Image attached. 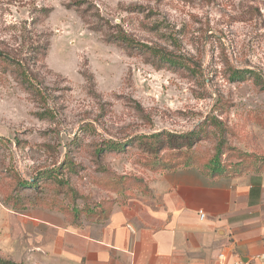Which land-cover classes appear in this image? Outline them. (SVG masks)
<instances>
[{
	"label": "rangeland",
	"instance_id": "1",
	"mask_svg": "<svg viewBox=\"0 0 264 264\" xmlns=\"http://www.w3.org/2000/svg\"><path fill=\"white\" fill-rule=\"evenodd\" d=\"M0 54V193L35 179L21 198L80 215L147 195L155 175L217 149L225 165L264 155V92L225 73L264 78V0H0ZM191 132V147L157 162L137 144L97 153L107 141ZM1 210L0 199V258L26 264L20 213Z\"/></svg>",
	"mask_w": 264,
	"mask_h": 264
},
{
	"label": "crops",
	"instance_id": "2",
	"mask_svg": "<svg viewBox=\"0 0 264 264\" xmlns=\"http://www.w3.org/2000/svg\"><path fill=\"white\" fill-rule=\"evenodd\" d=\"M149 189L116 203L102 222L19 212L24 263L235 264L264 255V171L211 176L182 167L155 175Z\"/></svg>",
	"mask_w": 264,
	"mask_h": 264
},
{
	"label": "trees",
	"instance_id": "3",
	"mask_svg": "<svg viewBox=\"0 0 264 264\" xmlns=\"http://www.w3.org/2000/svg\"><path fill=\"white\" fill-rule=\"evenodd\" d=\"M45 13H47L49 10L45 9L43 10ZM114 39L120 43H123L126 47H138V48H144L147 49V51L151 52V49L147 46H144L142 44L136 43L124 34H117ZM157 56L161 57L163 62L171 65L176 66L179 64L178 60L175 57H166V54H161L159 52H156L152 50ZM159 53V54H158ZM1 55V54H0ZM226 76L230 81H245V80H251L253 85L257 87L258 90L264 92V78L261 77L256 72H253L251 70L246 69H237L230 65L226 66L225 70ZM19 81L26 86L27 89H32L33 91L37 92V87L34 84V82L31 80V76L27 74L25 71L20 70L19 72ZM194 136V133H187L183 135H173V134H164V133H158V134H152L149 136H138L134 139L130 140L126 143H117V142H111L107 141L102 146L98 147L97 153L101 154L103 152H123L126 150V148L132 144H137L138 149L148 152L151 155H153V159L157 162V160L160 152L164 149L174 150L176 147L180 148L185 145L191 147L192 142L189 143V140L191 137ZM176 146V147H175ZM67 168L70 167L71 163H67ZM195 166L198 167L200 170L205 172L206 174H209L211 176H217V175H225V176H236L244 172H263L264 171V155L263 156H254V155H244L238 158V161L236 163L225 165L221 161V152L219 149L216 150L215 154L211 157L210 160L203 164H198L195 162H185L182 165L174 166L168 168L166 171L175 170L182 167H191ZM59 169V168H58ZM58 169L55 170L57 174H59ZM51 173L52 171H48ZM19 185H21L22 189L20 191L14 190L9 194H5L3 192L0 193L1 196V204L2 206L8 208L10 211L13 212H21L26 210L27 208H35V209H43L48 211H55L60 214H62L65 218V220L68 223L75 224L77 222H80L81 220L85 221H94V222H102L108 219V217L111 214L113 206L108 209H99V210H86L83 214H74L72 212H76L75 210H70L71 214L70 216L65 213L68 212L66 210H60L58 208H49L48 206L41 204V203H32L29 202L27 199L21 198L17 193H20L24 189H31L34 187L36 180L33 179L31 182H27L24 180L18 181ZM145 189H147V186H145ZM150 190L146 191L144 194H149ZM99 206H97L98 208ZM0 264H21V263H15L8 260H5L3 258H0Z\"/></svg>",
	"mask_w": 264,
	"mask_h": 264
},
{
	"label": "built area",
	"instance_id": "4",
	"mask_svg": "<svg viewBox=\"0 0 264 264\" xmlns=\"http://www.w3.org/2000/svg\"><path fill=\"white\" fill-rule=\"evenodd\" d=\"M204 218V215L201 213L200 214V220H202ZM235 264H264V255H260L257 256L255 258H253L252 260H248V261H242L240 259H238Z\"/></svg>",
	"mask_w": 264,
	"mask_h": 264
}]
</instances>
